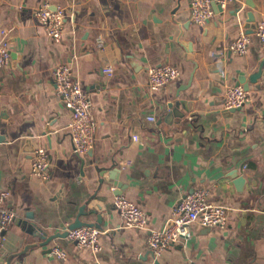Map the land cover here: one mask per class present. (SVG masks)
<instances>
[{
  "label": "crops",
  "instance_id": "crops-1",
  "mask_svg": "<svg viewBox=\"0 0 264 264\" xmlns=\"http://www.w3.org/2000/svg\"><path fill=\"white\" fill-rule=\"evenodd\" d=\"M42 1L0 0L12 51L0 67V187L10 189L6 206L17 213L0 264H155L149 231L197 187L228 206V222L195 221L159 264H264V46L253 34L245 54L228 47L264 20V0H232L204 25L191 19L190 0H50L66 10L59 42L34 13ZM62 61L90 91L98 123L93 148L81 155L54 86ZM159 63L181 73L152 90L148 68ZM243 81L249 101L226 110L227 87ZM38 146L53 161L46 179L31 172ZM119 192L149 215L146 228L120 226ZM78 217L104 230L99 253L65 234ZM22 220L37 223L33 232ZM55 244L68 257L51 253Z\"/></svg>",
  "mask_w": 264,
  "mask_h": 264
},
{
  "label": "built area",
  "instance_id": "built-area-1",
  "mask_svg": "<svg viewBox=\"0 0 264 264\" xmlns=\"http://www.w3.org/2000/svg\"><path fill=\"white\" fill-rule=\"evenodd\" d=\"M232 0H190L191 19L198 25H204L214 17L217 9H225ZM36 17L44 26L48 35L56 42L62 40L65 34L66 10L64 6L52 7L50 0H43L35 9ZM254 32L242 29L238 36L229 42V49L237 54L248 51L253 34L259 43L264 46V20L254 24ZM10 28L3 26L0 30V67L12 62V51L9 47ZM99 43L103 39L99 37ZM104 70L112 75L114 67L105 65ZM180 68L170 63L153 64L148 68V84L150 88L161 89L166 87L173 79L180 75ZM54 86L64 105L70 110L68 118V131L74 151L81 155L88 152L95 144L98 123L93 112L90 91L83 85L80 78L76 77L73 68L67 62H60L55 66L53 76ZM250 92L243 84H234L227 87L224 95V108H242L249 101ZM147 119L154 121L155 116L149 115ZM137 135L134 136L136 139ZM31 172L34 176L46 179L52 173V158L48 149L38 146L32 152ZM10 189L0 187V247L5 246L9 227L17 219L16 211L6 206ZM114 206L122 217V224L134 228H146L149 215L144 209L123 192L114 195ZM228 206L216 202L206 187H197L184 193L172 207L162 226L151 229L147 237V248L154 259L170 246L174 245L181 237L186 236L190 226L198 221L201 225L212 228L224 227L229 219ZM119 226V227H120ZM66 235L78 248L86 247L91 252L99 253L102 250L100 243L102 228L92 224H83L70 227L64 226ZM51 253L59 258L68 257L66 248L55 244Z\"/></svg>",
  "mask_w": 264,
  "mask_h": 264
},
{
  "label": "water",
  "instance_id": "water-1",
  "mask_svg": "<svg viewBox=\"0 0 264 264\" xmlns=\"http://www.w3.org/2000/svg\"><path fill=\"white\" fill-rule=\"evenodd\" d=\"M248 26L249 27H248L247 30L249 32H254V28H255L254 24H248ZM242 83H244V87L245 88L249 89V84L247 82L243 81ZM238 84H241V82H239ZM236 109H238V108H231V109H228V110L232 111V110H236ZM119 185L121 186V184H119ZM27 215H28V217H32L33 214H31V212H28ZM99 218L101 220V216ZM22 221H23V224L24 223L28 224L27 230L33 232V227H35L37 223L35 221H32V222H29V221H26V220H22ZM83 224H87V222L81 221L79 219V217H78L75 222L70 224V227H77V226H81ZM65 234H66V231H65ZM36 235H40V234L36 233ZM40 236H42V235H40ZM7 264H10V263H7ZM16 264H21V262H17ZM155 264H159V260L156 259V263Z\"/></svg>",
  "mask_w": 264,
  "mask_h": 264
}]
</instances>
